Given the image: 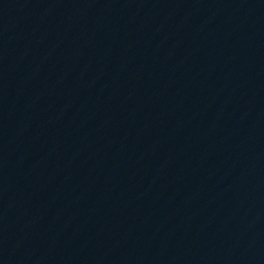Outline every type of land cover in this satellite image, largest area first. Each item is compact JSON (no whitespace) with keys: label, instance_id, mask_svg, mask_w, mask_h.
I'll return each mask as SVG.
<instances>
[{"label":"water","instance_id":"1","mask_svg":"<svg viewBox=\"0 0 264 264\" xmlns=\"http://www.w3.org/2000/svg\"><path fill=\"white\" fill-rule=\"evenodd\" d=\"M0 264H264V0H0Z\"/></svg>","mask_w":264,"mask_h":264}]
</instances>
